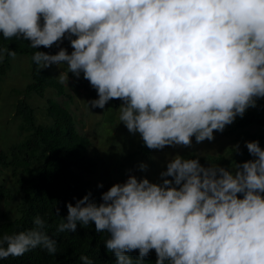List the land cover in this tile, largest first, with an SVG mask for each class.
Returning <instances> with one entry per match:
<instances>
[{
  "label": "clouds",
  "instance_id": "clouds-1",
  "mask_svg": "<svg viewBox=\"0 0 264 264\" xmlns=\"http://www.w3.org/2000/svg\"><path fill=\"white\" fill-rule=\"evenodd\" d=\"M0 36L28 41L38 73L65 65L61 84L82 75L97 94L88 110L119 99L120 123L150 150L211 142L264 98V0H0ZM54 45L55 54L36 50ZM244 146L252 159L228 168L177 153L157 182L130 174L100 203L91 192L74 197L65 217L56 208V231L94 223L115 264H145L151 250L155 264H264V148ZM230 150L240 154V144ZM32 224L0 236V259L57 253L45 221Z\"/></svg>",
  "mask_w": 264,
  "mask_h": 264
},
{
  "label": "trees",
  "instance_id": "trees-1",
  "mask_svg": "<svg viewBox=\"0 0 264 264\" xmlns=\"http://www.w3.org/2000/svg\"><path fill=\"white\" fill-rule=\"evenodd\" d=\"M28 43L15 38L5 40L0 36V48L9 47L16 51V56L26 57L29 61L30 74L29 71L27 74L30 82L24 91L14 89V93L45 97L49 89H54L59 96H63L66 93L64 85L48 69L37 72L31 59L34 50L27 46ZM68 45L65 40L61 46ZM36 50L55 54L58 48L55 45L51 48L41 46ZM12 58L5 54L0 60V81L11 70ZM257 105L247 109L243 118L237 117L234 128L248 129L245 131L246 138L249 141L258 140L264 148V107H261L264 100ZM14 108V117L20 120L19 139L7 150L0 146V176L10 173L14 181L11 184L5 178L0 181V202L6 201L8 208L11 207V210L0 212V236L33 227L32 219L39 215L45 221L44 231L57 240L58 250L56 254L49 255L46 250L37 247L19 257L0 259V264H82L79 259L82 254L92 259L94 264H115V257L106 251L103 244L108 234L95 232L94 223L83 227L78 224L75 232L56 231L59 218L67 215L66 203L75 204L74 197L80 199L91 192L90 199L101 202V194L92 189L90 180L98 174L99 168L94 157L90 156L91 140L80 132L72 113L57 101L51 99L48 102L47 122L42 123L37 122L34 109L24 98L18 99ZM152 152L139 140L135 152L137 156L150 159ZM234 153L231 164L252 159L245 146L240 148V154ZM220 160L222 158L209 156L201 157L199 162L208 165ZM56 208L60 210L59 218ZM130 255L136 259L138 250ZM155 260L156 256L150 251L145 264H155Z\"/></svg>",
  "mask_w": 264,
  "mask_h": 264
},
{
  "label": "rangeland",
  "instance_id": "rangeland-1",
  "mask_svg": "<svg viewBox=\"0 0 264 264\" xmlns=\"http://www.w3.org/2000/svg\"><path fill=\"white\" fill-rule=\"evenodd\" d=\"M65 48L69 53L72 51L69 45ZM46 69L57 79L60 71H66V66L61 64L58 68L56 65H52ZM28 71L30 74L28 58L15 56L12 58L11 70L0 81V146H4V150H7L19 139L18 125L20 120L14 117L16 112L14 106L18 99L24 98L31 105L38 123L47 119L48 102L51 99L57 101L72 113L80 132L92 142L90 156L94 157L92 158L96 160L99 168L97 167L98 174L95 177H90V180L93 185L92 189L97 190L100 194L107 191L113 184L124 182L130 174L135 175L138 179L145 177L150 182H157L166 158L177 153L182 156L191 153H203L201 157L222 158L220 162L214 164L225 168L234 166L236 162L230 163L235 156V153L230 150L231 147L239 143L240 148H242L244 142L249 141L245 136V131L248 129L235 130V122H233L231 125H227L222 132L214 130V139L211 142L205 140L197 144L193 137L191 147L166 146L160 151L153 150L151 158L144 160L135 154L138 142L141 140L139 135L129 133L124 124L119 121L117 110L121 102L117 103L110 100L104 109L89 106L88 110L84 102L96 99V91L87 80L83 79L82 75L80 79H77L71 73L68 74V85L63 84L66 92L63 96H59L54 89H49L45 97L36 95L27 97L22 94H15L14 89L24 91L30 82ZM261 100L264 98L257 102ZM141 162L148 165L147 171L142 172L138 169ZM201 165L203 164L201 163ZM203 166L207 167L209 164ZM3 178L9 184L14 182L10 173L9 175L3 173L0 176V181ZM98 184L103 185V187H97ZM10 208H8L6 201L0 202V212L11 210ZM151 252L155 255L154 250Z\"/></svg>",
  "mask_w": 264,
  "mask_h": 264
}]
</instances>
